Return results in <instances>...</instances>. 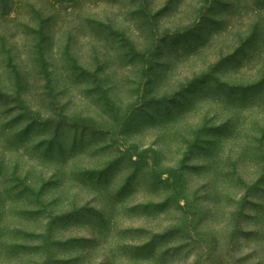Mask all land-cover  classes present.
I'll return each instance as SVG.
<instances>
[{
    "label": "rangeland",
    "instance_id": "1",
    "mask_svg": "<svg viewBox=\"0 0 264 264\" xmlns=\"http://www.w3.org/2000/svg\"><path fill=\"white\" fill-rule=\"evenodd\" d=\"M0 264H264V0H0Z\"/></svg>",
    "mask_w": 264,
    "mask_h": 264
}]
</instances>
